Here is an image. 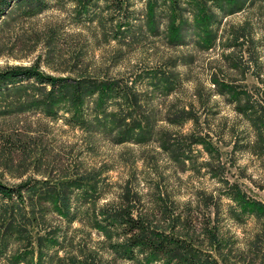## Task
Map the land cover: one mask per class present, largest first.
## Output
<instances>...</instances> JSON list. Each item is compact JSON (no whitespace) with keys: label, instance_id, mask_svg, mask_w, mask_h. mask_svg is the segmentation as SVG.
<instances>
[{"label":"rangeland","instance_id":"rangeland-1","mask_svg":"<svg viewBox=\"0 0 264 264\" xmlns=\"http://www.w3.org/2000/svg\"><path fill=\"white\" fill-rule=\"evenodd\" d=\"M45 1V9L38 11L35 5L12 2L0 20V70L36 67L71 83L119 80L132 88L134 105L128 107L116 96L106 102L105 112L136 108L135 116L143 119L136 132L142 142L117 143L114 137L122 126L111 131L108 120L109 127L95 128L97 94L78 107L87 111L83 125L78 124L82 114L76 116L67 99L54 105L55 115L48 113L50 86L39 90L25 82L22 90L0 97V183L39 181L45 209L31 214L45 219L42 224L55 234L68 236L50 251L56 256L53 264L59 261L57 252L94 255L93 264H137L115 259L105 237L91 226L102 207L121 204L126 188L136 210L159 228L169 230L173 216H180L177 229L188 228L221 264H264V139L256 141L249 120L237 109L250 95L256 113H264V0H243L233 13L216 0H193L192 5L175 0L183 15L175 22L185 17L193 23L194 6L213 14L210 43L203 34L197 42L193 27L184 42L170 39L166 30L174 0H122L119 11L113 0H97L87 12H81L77 0ZM150 2L155 12L148 19ZM33 99L48 102L32 104ZM24 104L30 107L22 108ZM199 134L218 148L219 161L218 154L212 158L194 143L193 135ZM212 166L218 176L210 172ZM81 175L94 177L96 187L85 184L73 190L79 217L68 223L53 209L50 200L56 193L48 188ZM232 184L245 202L227 195ZM5 219L0 213V264H8L10 253L22 245ZM214 225L221 242L217 245L204 233ZM44 227L36 224L34 232L46 234ZM70 260L64 264H72Z\"/></svg>","mask_w":264,"mask_h":264},{"label":"trees","instance_id":"trees-1","mask_svg":"<svg viewBox=\"0 0 264 264\" xmlns=\"http://www.w3.org/2000/svg\"><path fill=\"white\" fill-rule=\"evenodd\" d=\"M80 4V10L89 11V7L96 3L97 0H77ZM175 1V0H174ZM173 1L171 5V28L166 30L170 35V39H174L176 43H182L185 41L187 30L189 27H193L197 42L199 37L197 35H205L211 42V24L213 22V14H207L202 6L192 7V19L194 22L191 23L186 20L185 17L180 19L179 22H175V17L182 15V10L177 7L176 1ZM220 8L227 10L230 13L240 9L244 1L243 0H216ZM12 2L26 3L30 6L36 7L37 11L45 9L47 2L45 0H0V20L6 15ZM116 4V10H121L123 7L122 0H113ZM190 5L193 4V0H189ZM192 3V4H191ZM155 4L150 2V7H147L146 16L151 19L154 17ZM149 9V10H148ZM179 14V15H178ZM185 18V19H184ZM127 23L126 25H128ZM151 29V32L156 33L157 29ZM204 30V31H202ZM202 31V32H201ZM179 39H175L176 37ZM213 40V36L212 39ZM208 42H204L203 45H207ZM36 85L37 89H45L44 86H50L49 90L50 105H48V113L55 115L56 112L51 111L55 104H58L61 100L67 99L76 108V116L82 114L81 121L78 124H86L84 115L86 116V108L81 110L78 108L84 103L85 98L88 95L97 94V102L95 106L98 116L95 119L96 129H103L109 127L107 125L110 120L113 125V130H119L123 127L120 134H117L114 139L117 143L125 141L137 140L140 141L139 131L141 127L142 118H138L137 109H123L119 112H105V104L108 100L118 98H124L128 107L134 102H130L131 87L128 84H122L119 80H102L95 79L92 81L91 78H85L76 83L68 82L66 78H58L42 73L36 67H22L15 66L0 70V97L6 93H16L24 88L25 82H31ZM235 89H231L234 91ZM6 92V93H5ZM237 92L235 96L237 98ZM250 96V95H249ZM247 96L242 103L238 104L237 109L239 112L245 115L249 120L252 128L255 132L256 141L264 139V113L257 114L255 106L251 103L250 97ZM241 99H238L240 101ZM31 101V100H28ZM48 101L33 99L32 104L46 105ZM135 101V99H134ZM22 108L27 109L30 105H21ZM78 108V109H77ZM54 110V109H53ZM135 112V114H133ZM95 129V130H96ZM94 130V131H95ZM194 143L202 144L207 151L211 154L212 158L217 156L219 161L218 148L212 144V142L199 134L193 135ZM177 158V157H176ZM220 163V162H219ZM214 166V163L210 164ZM212 166V167H213ZM216 169L218 166H215ZM220 167V166H219ZM213 169V176H218V169ZM215 170V171H214ZM85 177H90L89 179ZM94 177L81 175L79 178L74 180H64L62 183H56L55 187H49L48 191L54 190L56 195L50 200L53 202V209L68 223H73L79 217L78 211L72 201L71 193L76 187H82L85 184L95 186ZM219 180L224 184H229L228 181H224L223 178ZM49 186V184H47ZM94 185V186H93ZM43 187H46L43 185ZM96 187V186H95ZM228 196L233 199H238V203L241 204L245 199L242 195V191L237 185H230ZM39 181L34 179H27L24 182L16 184L15 186H7L0 183V213L5 217L6 223L11 235H16L18 241H22L20 249L14 253H10L8 256V264H53L54 257L50 254L53 247H60L68 241V236L61 234H55L54 229L48 228L45 224H42L45 219L41 220V217L32 215L36 212H42V203L44 202V195L39 194ZM46 189V188H45ZM89 189H86V194L89 193ZM95 189V188H91ZM125 196L121 199V204H114L111 206H104L94 215L91 226L102 233L105 237L103 241L107 243V248L113 254V257L125 260H134L137 264H221L219 259L209 252L204 250L199 243L196 242L195 238L188 233V228L184 225L177 229V223L180 220V216L174 215L173 221L175 224L171 226L169 230L159 228L155 225L148 215H143L136 210L135 199L131 197L130 190L126 188ZM227 193V192H226ZM50 195V193L46 194ZM164 213H168V209L164 207ZM6 215V216H5ZM178 220V222H177ZM37 225L45 226L44 229L46 234H39L34 232ZM184 227V230H183ZM80 230V229H77ZM204 233L212 245H217L220 242L218 237L217 227L214 225L211 228L205 227ZM13 235V236H14ZM2 252V248L0 250ZM37 254L38 259H33V254ZM58 264H64L66 259H71L72 264H93V256L80 252L75 256L63 255L58 256ZM83 256V257H81ZM81 259V260H80ZM91 260V261H90ZM55 263V264H57ZM109 262H102L101 264H108Z\"/></svg>","mask_w":264,"mask_h":264}]
</instances>
